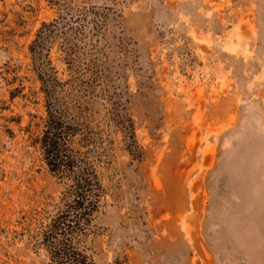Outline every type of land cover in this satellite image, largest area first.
<instances>
[{
	"label": "rangeland",
	"instance_id": "1",
	"mask_svg": "<svg viewBox=\"0 0 264 264\" xmlns=\"http://www.w3.org/2000/svg\"><path fill=\"white\" fill-rule=\"evenodd\" d=\"M61 17L43 53L99 143L95 264H264V0H0V264H49L27 230L65 183L30 46Z\"/></svg>",
	"mask_w": 264,
	"mask_h": 264
},
{
	"label": "trees",
	"instance_id": "2",
	"mask_svg": "<svg viewBox=\"0 0 264 264\" xmlns=\"http://www.w3.org/2000/svg\"><path fill=\"white\" fill-rule=\"evenodd\" d=\"M63 18L43 21L31 44V52L39 57L37 67L46 115L40 132L34 138L49 170L65 183V189L55 212L48 221L27 230L34 248H44L49 264H95L87 239L94 235L93 218L105 192L97 167L99 158L92 154L99 145L94 134L80 120L81 109L65 99L66 84L56 73L44 45L55 34L70 36L62 28ZM69 55V54H67ZM70 63V58L66 57ZM70 80V79H69ZM81 81V80H80ZM120 119L129 138L136 144L134 125L124 114ZM78 136V147L71 143Z\"/></svg>",
	"mask_w": 264,
	"mask_h": 264
}]
</instances>
